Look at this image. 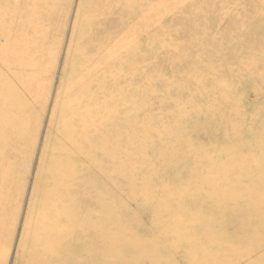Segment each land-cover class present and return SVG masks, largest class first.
Returning a JSON list of instances; mask_svg holds the SVG:
<instances>
[{"label": "rangeland", "instance_id": "obj_1", "mask_svg": "<svg viewBox=\"0 0 264 264\" xmlns=\"http://www.w3.org/2000/svg\"><path fill=\"white\" fill-rule=\"evenodd\" d=\"M93 7L0 0V264H37L77 212L100 216L95 264H264V0H136L76 127ZM69 232L52 256L78 263Z\"/></svg>", "mask_w": 264, "mask_h": 264}, {"label": "bare ground", "instance_id": "obj_2", "mask_svg": "<svg viewBox=\"0 0 264 264\" xmlns=\"http://www.w3.org/2000/svg\"><path fill=\"white\" fill-rule=\"evenodd\" d=\"M140 1H141V5L143 3L145 4L147 3V0H140ZM91 2L94 4L93 11H92L93 19L91 21V27L89 29L91 31L90 32L91 37H86L87 39L85 40L83 48L81 49V51H83L82 53L86 52L85 61H84L85 63H81V66H84V69L85 68L86 69L83 72L84 74L82 75V79L77 82V86L83 85V84L84 86L83 88H79L76 91L77 92L76 97L78 98L80 97V98L76 103L77 112L75 110V112L72 114V119H74L76 127H79V123H80L79 118L81 117L80 113H88V111L90 112L89 110L90 105L84 104L85 102L84 98H87L88 96H90L88 95L90 91L92 90L96 91L97 86H94V85H97L99 81L103 83L102 88L99 89V92H103V90H105L107 86H109V78L105 74V72H103L104 67L107 66L108 64L104 63V61L103 63L100 64L102 60L98 58L94 59L93 55L94 54L100 55L99 54L100 52L102 53L104 52L101 46L103 45L104 41L109 39L108 38L109 35L106 34L107 30L114 28V23L112 22V20H117L116 28L120 29L121 28L120 26L126 23H130V22L132 23L133 19H135L134 18L135 12L132 9V7L133 5L135 6L136 0H91ZM75 32L77 33V31H74L73 36L75 35ZM126 52H130V50L126 49ZM106 53H108V51ZM126 54L124 56H126ZM93 63H95V65L89 68L90 65ZM80 70H83V68H81ZM115 80L116 79H114V81ZM114 81L111 84H114L115 83ZM93 86H94V89H93ZM92 117H93L92 119L94 120V123H93L94 126L96 125V122H100L103 120L102 118L98 119V117L96 116H92ZM101 132L102 131H99L98 129H94L93 130L94 135H92V138L93 136ZM84 135L82 136V133L80 132L77 133L74 131L72 134L70 133V135L68 136V139L66 140V143L70 145L71 144L75 145L77 142L74 141L73 143L72 138L74 137V139L76 138V141L79 139V142H80L79 145L88 146L90 143L93 144V139L86 140L84 138ZM72 147L74 148V146ZM106 151H105V154L109 157L112 156V154H114V150L113 151L106 150ZM76 153L78 154V152ZM64 187L62 189L61 188L54 189V197L56 196V199H59V201L61 200L63 203H65V204L59 205L58 207V210L60 209V212H59L60 215H67L70 212H72V210L74 211L75 208L77 209V204L81 205V203L77 201L76 197L74 198L70 197L69 195L70 191H68V189L65 190ZM65 201H68V202L70 201L69 204H71L73 208H71L69 204H66ZM83 201L82 202L85 203L86 205H88L89 203L94 204V205H99L100 200L97 196H95L93 199H90L89 196H86L85 200ZM55 210L57 211V214H58V210L57 209ZM60 215L59 217L57 216V220L59 219L60 221H62L64 218L60 217ZM81 216L82 215L77 212L76 214L70 216L71 218L73 217L72 219L67 218L65 225L64 223H62V225L59 226V221H58V227H56L57 225H54L55 232L56 233L58 232L57 237L55 238L56 240L54 243L43 246L42 250L40 251V254L38 255L37 264H91L92 262L96 260V258L100 257L101 255L100 253L102 249L98 245V242L100 241V236H101L99 232L100 216L94 215L93 218H90L88 214H86V215H83L84 219L83 218L81 219ZM65 228L66 230L68 229L70 230L69 239L73 241L69 243V248L70 250H72L71 251L72 254H80L82 246L78 243L83 240L82 243L85 249V252H83L84 257L82 256V260L78 263L72 262L70 257L64 258V256H59V255L58 257H56L55 255L52 256V253H54L55 250L56 251L60 250L66 253V248H63L62 245H58L57 243L58 235H60L59 233L61 232L63 233L64 231H66ZM59 239H62V238L59 237ZM77 250L79 252H76Z\"/></svg>", "mask_w": 264, "mask_h": 264}]
</instances>
